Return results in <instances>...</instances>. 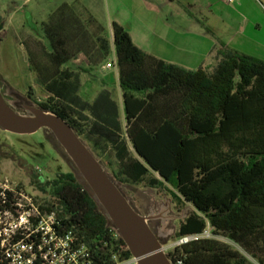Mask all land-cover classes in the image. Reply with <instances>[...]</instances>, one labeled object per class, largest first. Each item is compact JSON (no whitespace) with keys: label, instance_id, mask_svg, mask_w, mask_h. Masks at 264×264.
<instances>
[{"label":"trees","instance_id":"obj_1","mask_svg":"<svg viewBox=\"0 0 264 264\" xmlns=\"http://www.w3.org/2000/svg\"><path fill=\"white\" fill-rule=\"evenodd\" d=\"M111 28L112 41L79 2L49 14L40 24L39 53L28 54L47 96L38 108L66 121L96 158L106 152L102 140L117 144L120 183L161 190L175 205L193 207L175 239L207 229L213 238L175 247L173 263L252 264L242 249L264 264V62L221 44L213 66L186 70L142 52L122 26ZM112 54L123 123L113 95L102 92L93 103L79 97V74L68 66L82 56L97 68ZM45 186L47 197L34 198L39 209L74 228L96 264H110L113 253L131 257L74 173Z\"/></svg>","mask_w":264,"mask_h":264},{"label":"crops","instance_id":"obj_2","mask_svg":"<svg viewBox=\"0 0 264 264\" xmlns=\"http://www.w3.org/2000/svg\"><path fill=\"white\" fill-rule=\"evenodd\" d=\"M53 2L46 18L62 3L79 2L103 25L110 41L111 25L116 23L128 32L133 44L142 52L186 70L213 66L212 52L221 44L264 62V8L257 0H233L232 3L228 0H122V12L121 9L109 12L104 0ZM111 57L114 55L109 59ZM109 59L92 69L79 56L68 66L79 74V97L93 103L102 92H107L110 98L113 95L123 123L118 70ZM107 63H112L113 67L107 69ZM102 143L106 152L103 155L98 152L101 156L95 158L100 164L106 163L113 175L119 174L118 145L107 140Z\"/></svg>","mask_w":264,"mask_h":264},{"label":"rangeland","instance_id":"obj_3","mask_svg":"<svg viewBox=\"0 0 264 264\" xmlns=\"http://www.w3.org/2000/svg\"><path fill=\"white\" fill-rule=\"evenodd\" d=\"M53 1L0 0V91L8 105L21 115H29L26 108H38L37 103L47 97L29 70L28 54L39 53L40 24L47 20L45 14ZM257 1L264 8V0ZM104 2L109 12L120 9L122 12V0ZM109 61L114 62L115 66L114 57ZM84 143L88 147L87 142ZM101 165L133 209L149 218L148 225L164 249L171 250L177 242L175 236L180 223L191 214L193 207L175 205L161 190L122 184L114 178L106 163ZM70 172L82 182L49 131L18 135L0 130V184L7 182L10 188H16L18 192L43 199L47 197L45 183L52 181L57 174ZM233 244L241 249L236 243ZM241 251L249 262L259 264L244 250ZM261 258L264 260V253Z\"/></svg>","mask_w":264,"mask_h":264},{"label":"water","instance_id":"obj_4","mask_svg":"<svg viewBox=\"0 0 264 264\" xmlns=\"http://www.w3.org/2000/svg\"><path fill=\"white\" fill-rule=\"evenodd\" d=\"M26 111L29 115L14 111L0 91V130L18 135L49 131L137 264H173L164 253L163 244L150 229L149 218L132 208L70 125L40 108L27 107Z\"/></svg>","mask_w":264,"mask_h":264},{"label":"built area","instance_id":"obj_5","mask_svg":"<svg viewBox=\"0 0 264 264\" xmlns=\"http://www.w3.org/2000/svg\"><path fill=\"white\" fill-rule=\"evenodd\" d=\"M112 67V63L106 64L107 69ZM35 171L39 172V169ZM211 238L213 236L207 229L200 235L181 238L171 250L163 247V251L168 256L175 247ZM109 262L137 264L135 258H124L119 252L111 254ZM0 264L96 263L74 228H66L54 212H42L32 196L18 192L3 182L0 184ZM176 264L182 263L178 261Z\"/></svg>","mask_w":264,"mask_h":264}]
</instances>
